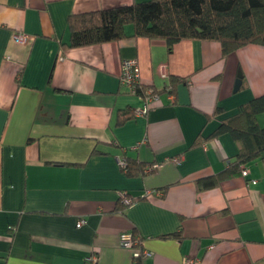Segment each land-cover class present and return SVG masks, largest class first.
<instances>
[{"label":"crops","instance_id":"1","mask_svg":"<svg viewBox=\"0 0 264 264\" xmlns=\"http://www.w3.org/2000/svg\"><path fill=\"white\" fill-rule=\"evenodd\" d=\"M143 1L0 0V264H136L122 232L151 253L140 264H264V161L195 184L237 155L228 133L211 135L264 94V48L222 57L217 41L185 39L168 53L131 24L117 41L64 46L70 16ZM124 59L151 103L120 86Z\"/></svg>","mask_w":264,"mask_h":264},{"label":"trees","instance_id":"2","mask_svg":"<svg viewBox=\"0 0 264 264\" xmlns=\"http://www.w3.org/2000/svg\"><path fill=\"white\" fill-rule=\"evenodd\" d=\"M128 24L133 26L134 36L163 39L168 53L185 39L217 41L222 57L248 44L264 48V0H147L72 15L68 18L69 40L64 46L79 48L120 40ZM145 92L142 85L136 87L137 95L145 97ZM129 112H123L121 122L130 118ZM261 114L264 94L241 105L233 117L220 123L211 136L228 133L238 153L222 174L197 180L199 191L215 188L221 180L238 175L241 166L249 162L264 161V126L258 122ZM123 170L134 173L132 164L126 161Z\"/></svg>","mask_w":264,"mask_h":264},{"label":"built area","instance_id":"3","mask_svg":"<svg viewBox=\"0 0 264 264\" xmlns=\"http://www.w3.org/2000/svg\"><path fill=\"white\" fill-rule=\"evenodd\" d=\"M13 40L15 41V43L18 44H22V43H26L28 40V37L23 34V33H16L13 35ZM139 66H138V61L136 59H124L121 62V68H120V73H119V84L122 87H126L128 88L132 93L136 94V87H138L139 85H141L139 83ZM151 91L146 90V96H145V103H151L153 101V99L155 98V95H151ZM147 108L145 107L144 110H146ZM134 114L135 113H140L141 110H134L133 111ZM174 162H178V159H173ZM119 165L121 167H125V162L124 161H119ZM240 175L242 177H246L248 175V170L245 167H241L240 169ZM251 183L254 184L255 181L251 180ZM147 195H151V193H147ZM121 202L124 205H130L132 202L130 199H128L127 197H125V195H121ZM84 224L83 220H79L76 223V227L79 228ZM139 237H136L135 235H133L131 232H122L119 235V246L122 249H126L129 251H133V256L134 259H142L145 257H149L151 255V253L145 249H139L137 247L138 243H139ZM90 261H94V258L89 259ZM182 264H194V262L192 260L189 259H185L183 260Z\"/></svg>","mask_w":264,"mask_h":264},{"label":"water","instance_id":"4","mask_svg":"<svg viewBox=\"0 0 264 264\" xmlns=\"http://www.w3.org/2000/svg\"><path fill=\"white\" fill-rule=\"evenodd\" d=\"M240 85H241V74L238 73L237 79H236L235 84H234V91H237L239 89Z\"/></svg>","mask_w":264,"mask_h":264}]
</instances>
